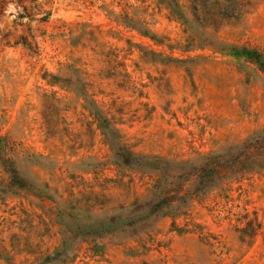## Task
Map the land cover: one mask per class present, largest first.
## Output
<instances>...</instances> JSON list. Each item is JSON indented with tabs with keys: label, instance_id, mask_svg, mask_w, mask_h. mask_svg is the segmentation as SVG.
<instances>
[{
	"label": "rangeland",
	"instance_id": "obj_1",
	"mask_svg": "<svg viewBox=\"0 0 264 264\" xmlns=\"http://www.w3.org/2000/svg\"><path fill=\"white\" fill-rule=\"evenodd\" d=\"M193 1L177 0L186 18L195 5L199 21L216 19V0ZM244 5L217 30L198 26L197 47L159 0H0L1 135L30 187L0 198V264H41L66 231L157 200L148 177L115 165L90 100L133 153L167 162L164 173L264 128V73L225 54L264 53V0ZM209 181L176 219L97 238L95 251L91 237H73L55 264H264V174L210 190ZM245 213L261 225L255 238L243 234Z\"/></svg>",
	"mask_w": 264,
	"mask_h": 264
},
{
	"label": "trees",
	"instance_id": "obj_2",
	"mask_svg": "<svg viewBox=\"0 0 264 264\" xmlns=\"http://www.w3.org/2000/svg\"><path fill=\"white\" fill-rule=\"evenodd\" d=\"M159 3L168 10L175 20L183 25L185 31L194 39L192 42L198 47V34H195L198 32V26L217 30L222 22L240 18L244 15L246 0H223V3L227 4L226 7L223 5L224 8L221 6L220 1L216 0L212 9H214L218 17L216 16V19L214 17L208 18L204 22L199 21L195 5L193 6L194 19L190 20L185 17L177 0H159ZM192 3L195 4V1L192 0ZM223 10L225 13L221 14L220 12ZM228 11L229 14H226ZM136 30L142 37L156 42L155 37L146 29L138 28ZM195 38H197V41H195ZM225 54L237 60L250 63L260 72L264 73V53L255 48L231 46ZM56 80L55 77L51 76L48 83L54 86ZM81 96L88 103L87 95ZM86 109L93 115L98 128L102 131L105 142L112 152L115 165L120 169L122 168L132 173L140 174L143 177H148L152 182L151 190L152 192L154 191L153 194L157 193V200L134 203L128 209H121L122 212L128 211L124 214H118L96 224L78 226L72 232L66 231L60 246L51 255L45 257L41 264L62 263L63 261L61 260L66 258L70 240L73 237H91V241L93 240L94 242L91 250L95 251L102 248L97 245V238L111 235L116 231L125 232V229H138L152 218L176 219L177 215L183 214L180 212L182 210H178L177 208H182L188 196L190 199L198 197V191L206 188L204 185L205 179L209 178L210 181L212 180V184H214L209 188L210 190L212 188H219L222 185L241 183L246 178L264 174V128L242 142L234 151L230 150L225 154L207 156L199 166L198 164L193 166L191 162L173 163V167H170L164 173L163 168H166L165 164L168 163L156 157L133 153L121 141L117 129L103 115L94 101L90 100ZM11 147L12 144L8 137L1 135L0 128V168L6 176L5 179H0V198L6 195L17 196L30 192V187L20 178L17 172L12 158ZM153 174L157 176L154 181L152 180ZM161 174L166 175V177H161ZM169 180H171L170 183H168ZM179 182L187 184L188 187L185 188ZM201 194L206 195L207 193L202 192ZM175 204H177L176 207H174ZM244 216L246 222L244 236L255 238L261 234V225L258 223L257 217L254 215L253 217L251 215L248 216L247 213ZM238 224H241V222ZM241 240L244 242V239Z\"/></svg>",
	"mask_w": 264,
	"mask_h": 264
}]
</instances>
